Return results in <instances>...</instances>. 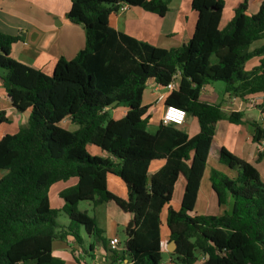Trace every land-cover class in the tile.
Segmentation results:
<instances>
[{
	"label": "trees",
	"instance_id": "trees-1",
	"mask_svg": "<svg viewBox=\"0 0 264 264\" xmlns=\"http://www.w3.org/2000/svg\"><path fill=\"white\" fill-rule=\"evenodd\" d=\"M169 1L70 0L66 19L83 28L85 45L73 59L60 58L51 76L12 59L10 47L18 38L0 33V87L16 113L28 114L25 126L0 137V264H65L53 255L52 243L68 239L79 247L88 239L100 243L103 264H163L165 208L168 241L176 244L166 264H264V184L253 165L215 146V126L224 114L199 100L205 86L218 82L228 96L264 95V45L250 50L264 38V0L254 14L247 13L246 1L237 3L223 27L224 0H189L197 15L194 31L176 49L153 47L109 26L120 5L163 17ZM253 58L258 64L244 71ZM173 77L176 88L162 103L197 121L199 132L191 138L161 120L153 133L147 131V82L162 90ZM116 107L126 110L118 120L109 113ZM241 116L233 112L226 119L238 124ZM64 120L77 129H64ZM5 123L0 112V125ZM253 130V142L264 141V130ZM87 147L106 157L89 155ZM209 158L231 172L209 173L217 206L229 209L221 216L194 213ZM157 160L164 165L149 178V165ZM107 175L124 183L126 200L108 191ZM180 178L184 187L175 211L169 204ZM71 179L75 185L59 193L62 207L52 209L50 188ZM84 201L94 207L113 203L128 217L122 250L110 251L94 220L78 211ZM60 212L66 224L58 221Z\"/></svg>",
	"mask_w": 264,
	"mask_h": 264
},
{
	"label": "crops",
	"instance_id": "crops-1",
	"mask_svg": "<svg viewBox=\"0 0 264 264\" xmlns=\"http://www.w3.org/2000/svg\"><path fill=\"white\" fill-rule=\"evenodd\" d=\"M224 1L225 7L220 27H223L231 19L233 8L237 3L246 1L248 6L247 13L254 14L261 2V0ZM228 1L230 2L229 11L225 17L224 13ZM69 7L70 0H0V33L18 38L17 42L10 47L11 58L47 76H50L53 72L55 64L60 58L66 60L73 59L85 45V34L81 26L72 24L66 19V13ZM250 11L251 13H249ZM196 19L197 15L191 9L189 0H171L168 5V11L163 17L146 12L139 7H128L124 12L112 14L109 17L108 23L118 33L153 47L169 50L179 48L192 37ZM253 45L254 43L250 47V50L262 47L259 45L254 48ZM162 93L163 91L152 83L147 86L143 96V105L149 107L148 113L151 116L157 112V107H160L157 126L165 108L162 101L156 102L157 97ZM0 95V112H3L5 118L8 120V123L0 125V127L2 126L0 128V137H2L11 131L16 132L21 126H25L28 114L16 113L10 106L1 87ZM145 97L147 98L146 100ZM199 100L210 105L220 106L224 114V118L215 126V146L218 148L223 147L236 158L253 165L259 173L260 180L264 184V141L255 143L252 139L254 131L253 125H257L264 130V95L259 94L239 99L226 95L224 89H216L211 84L202 89ZM233 112L242 115L238 124L229 123L226 119ZM109 113L112 119L118 120L125 116L126 110L122 107H116L111 109ZM4 125L7 128H4ZM60 125L68 131H75L77 129V126L71 124L68 120L62 121ZM179 129L185 132L190 138L199 132L197 121L193 118L186 119L185 124L180 126ZM96 151L98 152L94 151L93 155L106 157L99 150L96 149ZM163 165L164 160L151 162L148 168V177L150 178L154 175ZM211 168H215L228 176L231 175L227 167L213 163L211 158H209L200 182L195 203L197 204L200 201V194L202 193L207 205L204 206L202 211L194 208L196 215L211 214L212 216H221L229 210L228 206L218 207L216 204L215 196L211 191L210 184H208ZM206 172H208V175ZM75 183L72 182V185L69 187L75 185ZM106 184L109 192L120 199H127L126 187L119 178L113 175H107ZM183 187L184 182L180 178L174 186L172 199L169 204L175 211L179 210ZM61 191L59 190L53 194L52 192L50 195L48 194L49 204L52 197L55 205L57 204L59 208L62 207L63 202L59 198ZM174 203L175 207L172 205ZM211 207H213V210H211ZM111 213V216L114 217L113 210ZM120 213L121 216H117L116 221L124 229L128 217L121 211ZM162 217L163 220H161ZM165 218L166 208L163 209L160 216L164 227ZM112 238H117V236L112 235L105 239L107 246ZM91 240L88 239L85 242L87 247L86 253L91 260L90 262L87 258H84L83 261L78 259L77 255L81 256L83 254L81 252L83 246L79 247L75 245L71 239L65 242L54 241L52 243L53 255L64 261L65 264H103L106 254L100 243L94 247L93 252H88L89 245L93 243ZM167 242L168 232L166 229L164 236H161L162 253H164L163 248H166ZM119 248L122 250L124 246ZM73 250L75 251L74 256L76 259L71 254ZM166 256L165 264L170 260V256ZM201 262L202 260H199L196 264H201Z\"/></svg>",
	"mask_w": 264,
	"mask_h": 264
},
{
	"label": "rangeland",
	"instance_id": "rangeland-1",
	"mask_svg": "<svg viewBox=\"0 0 264 264\" xmlns=\"http://www.w3.org/2000/svg\"><path fill=\"white\" fill-rule=\"evenodd\" d=\"M171 1V0H170ZM169 1V3H170ZM229 4L230 2L228 1L227 2V7H226V10H225V13H224V16L226 17L227 14H228V11H229ZM169 5V4H168ZM251 13V11L249 12ZM263 46L264 45V38L261 39L260 41L258 42H255L253 47H257V46ZM259 58H253L249 61H247L244 65V71H249L251 70V68L255 67L257 65V61H258ZM215 62V60L213 59V63ZM1 73H4V71L2 69H0V74ZM53 73V72H52ZM52 73L50 74V76L52 75ZM216 89H224V84L223 83H213L212 84ZM147 98L145 97V100ZM160 107H157L156 111L154 114H152L151 116V120H149V125H148V128H147V131L149 133H153L155 130H156V127H157V120H158V114H159V109ZM4 128H7L5 127V125L3 126ZM2 128V126L0 127ZM11 131V130H10ZM15 131H11L9 132V134H14ZM98 152L96 151L95 148L93 147H88L87 148V152L89 155H92L93 156V152ZM207 175H208V172H206ZM5 175V172L4 171H0V178L2 176ZM72 182H75V179L69 181V182H59V183H56L54 184L50 190H49V195L57 191H61V190H64V189H67L70 185H72L71 183ZM209 184V183H208ZM203 194L201 193L200 194V201L195 204L196 206H194V208L197 210V208L199 209V211H202L204 206L207 205L206 202L204 201L203 199ZM203 200V201H202ZM50 207L52 209H60L57 204L55 205V203L53 202V198L51 197L50 199ZM173 206L175 205L172 204ZM175 207V206H174ZM77 209L79 212L85 214L88 218L90 219H93L95 224L97 225V227L102 231V237L104 239H106L107 237H110L112 235H116L117 236V239L120 241V246L119 247H123L124 244H125V241H126V235L124 233V229L121 225H119V222L116 221V217L117 216H121V213L119 211V209L113 204V203H108V204H101V205H98V206H93L91 202L89 201H84V202H81L79 203V205L77 206ZM223 209V208H222ZM221 209V210H222ZM112 210L114 211V217L111 216L112 215ZM211 210H213V207H211ZM223 211V210H222ZM202 213V212H201ZM211 214H207V215H199V216H209ZM161 220H163V217L161 218ZM58 221L61 223V224H66L68 222V218L62 213L60 212L59 215H58ZM161 227H160V233H161V236L165 234L166 232V228L163 226V223L161 222ZM108 231V232H107ZM94 240L92 239L91 242H93ZM94 243V242H93ZM98 244V243H97ZM96 243H94L95 246H97ZM174 248H170V242L168 241L167 244H166V248L164 247L163 248V251L164 253H162V263H165V260L167 259V256L169 253H171V251H173ZM81 252L83 253L81 256L80 255H77L78 259L80 261H83L84 258H87V260L90 262V258L87 256V247L86 245L84 244V246L81 248ZM71 254L73 255V258H75V251H71ZM76 259V258H75Z\"/></svg>",
	"mask_w": 264,
	"mask_h": 264
},
{
	"label": "built area",
	"instance_id": "built-area-1",
	"mask_svg": "<svg viewBox=\"0 0 264 264\" xmlns=\"http://www.w3.org/2000/svg\"><path fill=\"white\" fill-rule=\"evenodd\" d=\"M127 8L128 7L126 5H120L118 12H124L127 10ZM176 81H177V77H173L172 82L169 83L164 89H162L163 93L157 97L156 102L162 101V99L165 96V92H170L176 88ZM0 99H1V95H0ZM185 121H186V113L184 110L173 107V106H167L164 108V111L161 117L162 125L182 126L185 123ZM119 246H120V243L117 238H112L108 243V248L110 251H120ZM117 264H127V261L120 260L118 261Z\"/></svg>",
	"mask_w": 264,
	"mask_h": 264
},
{
	"label": "water",
	"instance_id": "water-1",
	"mask_svg": "<svg viewBox=\"0 0 264 264\" xmlns=\"http://www.w3.org/2000/svg\"><path fill=\"white\" fill-rule=\"evenodd\" d=\"M152 83H153V80H149L147 82V86L151 85ZM170 246H171L170 248H174V250L171 251V253H173L175 251V249H176V244L174 242H170Z\"/></svg>",
	"mask_w": 264,
	"mask_h": 264
},
{
	"label": "bare ground",
	"instance_id": "bare-ground-1",
	"mask_svg": "<svg viewBox=\"0 0 264 264\" xmlns=\"http://www.w3.org/2000/svg\"><path fill=\"white\" fill-rule=\"evenodd\" d=\"M171 247V246H170Z\"/></svg>",
	"mask_w": 264,
	"mask_h": 264
}]
</instances>
